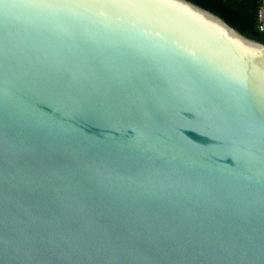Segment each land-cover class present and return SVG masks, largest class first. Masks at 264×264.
I'll return each mask as SVG.
<instances>
[{
	"label": "water",
	"instance_id": "water-1",
	"mask_svg": "<svg viewBox=\"0 0 264 264\" xmlns=\"http://www.w3.org/2000/svg\"><path fill=\"white\" fill-rule=\"evenodd\" d=\"M0 264H264V43L187 0H0Z\"/></svg>",
	"mask_w": 264,
	"mask_h": 264
},
{
	"label": "trees",
	"instance_id": "trees-1",
	"mask_svg": "<svg viewBox=\"0 0 264 264\" xmlns=\"http://www.w3.org/2000/svg\"><path fill=\"white\" fill-rule=\"evenodd\" d=\"M220 17L244 37L264 43V30L259 14L263 12L264 0H187Z\"/></svg>",
	"mask_w": 264,
	"mask_h": 264
},
{
	"label": "built area",
	"instance_id": "built-area-1",
	"mask_svg": "<svg viewBox=\"0 0 264 264\" xmlns=\"http://www.w3.org/2000/svg\"><path fill=\"white\" fill-rule=\"evenodd\" d=\"M259 18H260V20L262 22V25L260 26V29L264 30V18H263V12L262 11L259 14Z\"/></svg>",
	"mask_w": 264,
	"mask_h": 264
}]
</instances>
